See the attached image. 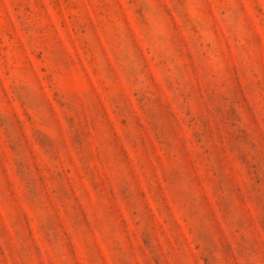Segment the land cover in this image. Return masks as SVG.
Wrapping results in <instances>:
<instances>
[{"label":"rangeland","instance_id":"obj_1","mask_svg":"<svg viewBox=\"0 0 264 264\" xmlns=\"http://www.w3.org/2000/svg\"><path fill=\"white\" fill-rule=\"evenodd\" d=\"M0 264H264V0H0Z\"/></svg>","mask_w":264,"mask_h":264}]
</instances>
